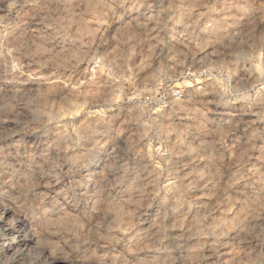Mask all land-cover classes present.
Returning a JSON list of instances; mask_svg holds the SVG:
<instances>
[{
  "label": "clouds",
  "instance_id": "clouds-1",
  "mask_svg": "<svg viewBox=\"0 0 264 264\" xmlns=\"http://www.w3.org/2000/svg\"><path fill=\"white\" fill-rule=\"evenodd\" d=\"M0 264H264V0H0Z\"/></svg>",
  "mask_w": 264,
  "mask_h": 264
}]
</instances>
